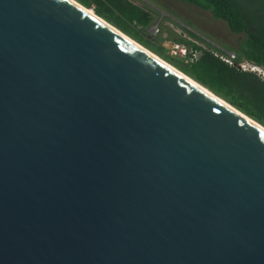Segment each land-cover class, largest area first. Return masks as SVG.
Masks as SVG:
<instances>
[{"label": "water", "instance_id": "1", "mask_svg": "<svg viewBox=\"0 0 264 264\" xmlns=\"http://www.w3.org/2000/svg\"><path fill=\"white\" fill-rule=\"evenodd\" d=\"M236 111L70 0H0V264H264Z\"/></svg>", "mask_w": 264, "mask_h": 264}, {"label": "trees", "instance_id": "2", "mask_svg": "<svg viewBox=\"0 0 264 264\" xmlns=\"http://www.w3.org/2000/svg\"><path fill=\"white\" fill-rule=\"evenodd\" d=\"M76 1L93 9L99 17L264 126V78L256 72L238 67L239 63L247 62L264 68V15L245 14L241 5L246 0H179L210 11L215 19L224 21L232 33H244L246 36L235 47H226L225 50L212 45L204 48L173 33V41L197 52V58H180L169 54L164 45L167 39L161 33L152 32L157 24V8L145 0ZM216 52L235 53L234 64L226 63Z\"/></svg>", "mask_w": 264, "mask_h": 264}, {"label": "rangeland", "instance_id": "3", "mask_svg": "<svg viewBox=\"0 0 264 264\" xmlns=\"http://www.w3.org/2000/svg\"><path fill=\"white\" fill-rule=\"evenodd\" d=\"M145 1L157 8L155 17L160 27L159 32L154 31V34L161 33L163 38L167 39L166 41H173L176 33L179 37L197 43L204 48H210L209 45H212L227 50L224 41L232 43L235 38V34L231 33L224 21L215 19L210 11L203 10L196 5L179 0ZM178 29L185 35L178 32ZM260 75L264 78L263 72Z\"/></svg>", "mask_w": 264, "mask_h": 264}, {"label": "bare ground", "instance_id": "4", "mask_svg": "<svg viewBox=\"0 0 264 264\" xmlns=\"http://www.w3.org/2000/svg\"><path fill=\"white\" fill-rule=\"evenodd\" d=\"M72 1L74 4H76L77 6H79L81 9H83L86 13H88L90 16H92L93 18L97 19L98 21L104 23L105 25H107L108 27H110L112 30H114L115 32H117L119 35H121L122 37H124L125 39H128L130 41H132L134 43L135 46H137L138 48H140L141 50H143L144 52H146L148 55H151L154 59H156L157 61H159L160 63H162L163 65H165L166 67H168L169 69L173 70L174 72H176L177 74H179L180 76H182L184 79H186L187 81H189L190 83H192L193 85H195L196 87H198L199 89H201L202 91H204L205 93L213 96L216 98L217 101H219L220 103H222L223 105L229 107L230 109L236 111L235 109H233L231 106H229V104L224 101L217 98L213 92L209 91V89H207L204 86H201L198 82L193 81L192 78H189L187 75H185L184 73H182L180 70H178L176 67H174L173 65H171L170 63L166 62L165 60H163L162 58L158 57L156 54L152 53L151 51H149L147 48H145L144 46H142L141 44L136 43L134 40H132L131 38L127 37L122 31H120L118 28L114 27L112 24H110L109 22H107L105 19H102L101 17H99L97 14H95L93 12L92 9L86 8L85 6L81 5L79 2H76L75 0H70ZM179 30V29H178ZM180 32V31H178ZM220 53V52H217ZM223 55H226L223 53ZM228 63V62H226ZM229 64V63H228ZM233 65V64H230ZM260 68V67H259ZM242 118H245L248 122L252 123L253 125H255L256 127H258L261 130H264V128L262 126H260L257 122H254V120L249 119L248 117H246L245 115L241 114L239 111H236Z\"/></svg>", "mask_w": 264, "mask_h": 264}, {"label": "built area", "instance_id": "5", "mask_svg": "<svg viewBox=\"0 0 264 264\" xmlns=\"http://www.w3.org/2000/svg\"><path fill=\"white\" fill-rule=\"evenodd\" d=\"M154 31L159 32V27L158 24L152 28V32ZM164 45L168 48L169 54L175 57H180V58H197L198 53L195 51L189 50V48L180 43V42H174V41H165ZM201 46V45H200ZM217 56H219L223 61L228 62L229 64H234V61L236 59L235 54L233 53H224L226 55L220 54V53H215ZM191 56V57H190ZM241 65V69L246 70V71H252V72H257L258 74L264 73L263 68H259L258 66L254 64H250L247 62L239 63L238 66Z\"/></svg>", "mask_w": 264, "mask_h": 264}, {"label": "flooded vegetation", "instance_id": "6", "mask_svg": "<svg viewBox=\"0 0 264 264\" xmlns=\"http://www.w3.org/2000/svg\"><path fill=\"white\" fill-rule=\"evenodd\" d=\"M242 8H243V12L249 16H253V15H264V9H261V7H264V1H244L242 2ZM253 30H255L254 27H252ZM232 33V32H231ZM234 40H232V43L229 42H225L224 41V46L229 48V47H235L236 43L239 41H242L245 39V34L242 33V35H234Z\"/></svg>", "mask_w": 264, "mask_h": 264}, {"label": "crops", "instance_id": "7", "mask_svg": "<svg viewBox=\"0 0 264 264\" xmlns=\"http://www.w3.org/2000/svg\"><path fill=\"white\" fill-rule=\"evenodd\" d=\"M174 31V30H173ZM180 31V30H179ZM180 33L182 34L183 32L180 31ZM183 35H185V33H183Z\"/></svg>", "mask_w": 264, "mask_h": 264}, {"label": "clouds", "instance_id": "8", "mask_svg": "<svg viewBox=\"0 0 264 264\" xmlns=\"http://www.w3.org/2000/svg\"><path fill=\"white\" fill-rule=\"evenodd\" d=\"M233 54H235V53H233ZM264 69V68H263ZM257 73V72H256ZM260 75V74H259Z\"/></svg>", "mask_w": 264, "mask_h": 264}]
</instances>
